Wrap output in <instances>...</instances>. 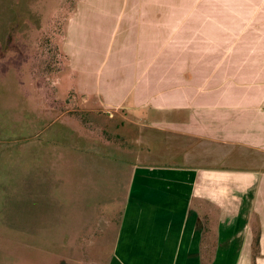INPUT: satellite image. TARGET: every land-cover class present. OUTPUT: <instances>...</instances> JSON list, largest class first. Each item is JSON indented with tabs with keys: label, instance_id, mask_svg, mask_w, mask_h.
Instances as JSON below:
<instances>
[{
	"label": "crops",
	"instance_id": "0c3cea01",
	"mask_svg": "<svg viewBox=\"0 0 264 264\" xmlns=\"http://www.w3.org/2000/svg\"><path fill=\"white\" fill-rule=\"evenodd\" d=\"M184 9L87 1L68 23L65 81L127 128L112 264H264V0Z\"/></svg>",
	"mask_w": 264,
	"mask_h": 264
},
{
	"label": "rangeland",
	"instance_id": "374dc122",
	"mask_svg": "<svg viewBox=\"0 0 264 264\" xmlns=\"http://www.w3.org/2000/svg\"><path fill=\"white\" fill-rule=\"evenodd\" d=\"M87 1L100 0H0V264H112L127 128L65 81L68 23ZM208 50L196 41L197 59Z\"/></svg>",
	"mask_w": 264,
	"mask_h": 264
}]
</instances>
